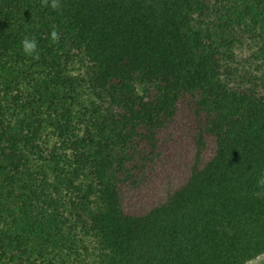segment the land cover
Listing matches in <instances>:
<instances>
[{
  "label": "trees",
  "instance_id": "trees-1",
  "mask_svg": "<svg viewBox=\"0 0 264 264\" xmlns=\"http://www.w3.org/2000/svg\"><path fill=\"white\" fill-rule=\"evenodd\" d=\"M51 4L0 0V264L263 256L264 0Z\"/></svg>",
  "mask_w": 264,
  "mask_h": 264
},
{
  "label": "clouds",
  "instance_id": "clouds-1",
  "mask_svg": "<svg viewBox=\"0 0 264 264\" xmlns=\"http://www.w3.org/2000/svg\"><path fill=\"white\" fill-rule=\"evenodd\" d=\"M45 3H47V0H45ZM51 7L53 9H56L58 7V0H52ZM52 40L55 42L59 39L58 34L55 30L52 31L51 33ZM22 48L23 52L26 55L32 56L36 53L37 50V41L33 39H24L22 41ZM258 186L264 187V176L260 177L257 181Z\"/></svg>",
  "mask_w": 264,
  "mask_h": 264
},
{
  "label": "rangeland",
  "instance_id": "rangeland-1",
  "mask_svg": "<svg viewBox=\"0 0 264 264\" xmlns=\"http://www.w3.org/2000/svg\"><path fill=\"white\" fill-rule=\"evenodd\" d=\"M260 258L264 259V255L261 256V257H259V258H257L256 260L250 262V263H251V264H256V262H257ZM250 263H248V264H250ZM263 264H264V263H263Z\"/></svg>",
  "mask_w": 264,
  "mask_h": 264
},
{
  "label": "bare ground",
  "instance_id": "bare-ground-1",
  "mask_svg": "<svg viewBox=\"0 0 264 264\" xmlns=\"http://www.w3.org/2000/svg\"><path fill=\"white\" fill-rule=\"evenodd\" d=\"M264 263V259H259L257 262H256V264H263Z\"/></svg>",
  "mask_w": 264,
  "mask_h": 264
},
{
  "label": "crops",
  "instance_id": "crops-1",
  "mask_svg": "<svg viewBox=\"0 0 264 264\" xmlns=\"http://www.w3.org/2000/svg\"><path fill=\"white\" fill-rule=\"evenodd\" d=\"M261 259V258H260ZM251 264V263H250Z\"/></svg>",
  "mask_w": 264,
  "mask_h": 264
}]
</instances>
